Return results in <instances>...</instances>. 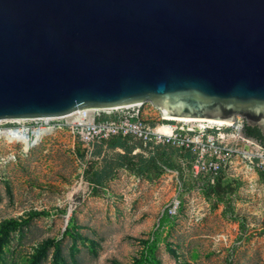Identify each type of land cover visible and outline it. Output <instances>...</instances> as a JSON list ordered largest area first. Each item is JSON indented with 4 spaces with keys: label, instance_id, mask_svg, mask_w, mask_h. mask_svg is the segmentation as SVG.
<instances>
[{
    "label": "water",
    "instance_id": "obj_1",
    "mask_svg": "<svg viewBox=\"0 0 264 264\" xmlns=\"http://www.w3.org/2000/svg\"><path fill=\"white\" fill-rule=\"evenodd\" d=\"M144 103L262 147L264 0H0V122Z\"/></svg>",
    "mask_w": 264,
    "mask_h": 264
},
{
    "label": "rangeland",
    "instance_id": "obj_2",
    "mask_svg": "<svg viewBox=\"0 0 264 264\" xmlns=\"http://www.w3.org/2000/svg\"><path fill=\"white\" fill-rule=\"evenodd\" d=\"M142 108L151 125H209ZM71 142L64 129L28 153L0 141V264H264L263 174L239 162L213 183L196 179L181 167L185 151L172 149L147 181L124 167L108 174L120 155L148 160L141 142L129 154L95 142L91 155ZM177 180L181 206L163 215Z\"/></svg>",
    "mask_w": 264,
    "mask_h": 264
},
{
    "label": "built area",
    "instance_id": "obj_3",
    "mask_svg": "<svg viewBox=\"0 0 264 264\" xmlns=\"http://www.w3.org/2000/svg\"><path fill=\"white\" fill-rule=\"evenodd\" d=\"M142 107L143 104H133L110 109L92 108L58 119L4 121L0 123V130L9 133L0 141L13 147L21 146L23 153H28L56 131L64 129L71 135L73 152L74 144L78 143L87 150V155H91L95 142L107 143L122 137L139 141L149 150L154 146L183 149L188 156L181 157V167L196 179L211 178L213 183L214 177L227 173L231 167L236 168L239 162L264 175V148L240 136L243 120L238 118L230 125L209 124L198 131H180L169 124L151 125ZM164 125L170 128L169 132L158 130ZM80 183L87 184L90 190L102 189L83 178ZM183 185L184 180L176 181V192L163 215L174 216L177 213L182 203Z\"/></svg>",
    "mask_w": 264,
    "mask_h": 264
},
{
    "label": "trees",
    "instance_id": "obj_4",
    "mask_svg": "<svg viewBox=\"0 0 264 264\" xmlns=\"http://www.w3.org/2000/svg\"><path fill=\"white\" fill-rule=\"evenodd\" d=\"M242 132L245 137L253 139L260 143L262 147H264V141L260 134V131L257 128H251L247 126H243ZM111 144V147L118 148L125 152V154H129L131 152L132 143L128 138L116 137L106 144ZM150 157L148 160H138L136 161L135 157L128 155H120V163L111 167V170L108 174H112V172L118 167H124L125 169L133 172L137 176L149 181L152 174H157L162 171V163L164 160H167L171 157L172 148L167 146H154L152 150H150ZM88 183L102 187V185L98 181H88ZM87 189H90L87 184H85Z\"/></svg>",
    "mask_w": 264,
    "mask_h": 264
},
{
    "label": "bare ground",
    "instance_id": "obj_5",
    "mask_svg": "<svg viewBox=\"0 0 264 264\" xmlns=\"http://www.w3.org/2000/svg\"><path fill=\"white\" fill-rule=\"evenodd\" d=\"M92 109V108H91ZM164 119H169V120H174L176 118H171V117H165V116H162ZM55 119H58V118H55ZM181 121V120H180ZM183 121H191V122H198V123H208V124H219V125H230L232 123H229V124H226V123H223V122H216V121H212V120H186V119H183ZM1 123V122H0ZM235 128H237L238 126H234ZM169 127L168 126H163V127H159L158 130L159 131H162V132H169ZM8 131L7 130H0V138L1 137H6L8 135ZM26 147V146H25Z\"/></svg>",
    "mask_w": 264,
    "mask_h": 264
},
{
    "label": "flooded vegetation",
    "instance_id": "obj_6",
    "mask_svg": "<svg viewBox=\"0 0 264 264\" xmlns=\"http://www.w3.org/2000/svg\"><path fill=\"white\" fill-rule=\"evenodd\" d=\"M259 143V142H258ZM260 144V143H259Z\"/></svg>",
    "mask_w": 264,
    "mask_h": 264
}]
</instances>
